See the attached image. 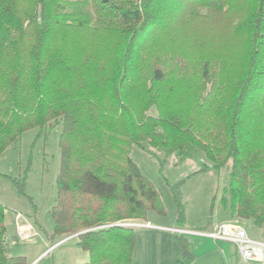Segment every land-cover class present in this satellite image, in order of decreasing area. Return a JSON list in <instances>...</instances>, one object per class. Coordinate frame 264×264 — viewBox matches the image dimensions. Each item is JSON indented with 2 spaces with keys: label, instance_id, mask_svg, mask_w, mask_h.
Listing matches in <instances>:
<instances>
[{
  "label": "trees",
  "instance_id": "trees-1",
  "mask_svg": "<svg viewBox=\"0 0 264 264\" xmlns=\"http://www.w3.org/2000/svg\"><path fill=\"white\" fill-rule=\"evenodd\" d=\"M58 125L53 234L84 231L81 264H130L117 223L164 212L133 146L229 162L222 203L264 226V0H0V155ZM0 264H26L2 204Z\"/></svg>",
  "mask_w": 264,
  "mask_h": 264
},
{
  "label": "rangeland",
  "instance_id": "rangeland-1",
  "mask_svg": "<svg viewBox=\"0 0 264 264\" xmlns=\"http://www.w3.org/2000/svg\"><path fill=\"white\" fill-rule=\"evenodd\" d=\"M60 131L59 125L42 131L29 129L0 155V204L5 207L7 237L15 235L14 214L17 213L38 228L53 231L51 208L55 203L56 176L60 165ZM130 156L156 188L164 208L163 213L148 212L146 219L151 222L209 230L214 223L219 225V222L236 219L222 203L229 182V162L219 169H206L198 151L180 159L176 154L164 157L156 149L137 146L132 147ZM175 192L179 193L181 221L178 220L180 208ZM237 219L249 238L264 241V226H257L249 219ZM135 220L126 219L120 223L131 226ZM184 236L188 238L191 235L184 233ZM225 242L237 251L235 243Z\"/></svg>",
  "mask_w": 264,
  "mask_h": 264
},
{
  "label": "crops",
  "instance_id": "crops-1",
  "mask_svg": "<svg viewBox=\"0 0 264 264\" xmlns=\"http://www.w3.org/2000/svg\"><path fill=\"white\" fill-rule=\"evenodd\" d=\"M15 221V235L6 236L9 253L23 256L26 264H81L88 261V252L76 245L77 236H56L52 230L38 228L23 217ZM223 222L226 221L219 224ZM132 223L137 225H131L135 228L136 243L130 264H176L182 258L176 236L184 233L191 235L186 238L191 255L188 264H264L245 262L238 248L237 251L229 248L225 242L228 240L208 236L206 233L213 231L218 223L209 230L158 224L148 219H136Z\"/></svg>",
  "mask_w": 264,
  "mask_h": 264
},
{
  "label": "built area",
  "instance_id": "built-area-1",
  "mask_svg": "<svg viewBox=\"0 0 264 264\" xmlns=\"http://www.w3.org/2000/svg\"><path fill=\"white\" fill-rule=\"evenodd\" d=\"M20 218H22L21 214L17 213L15 219ZM206 234L214 239L228 240L235 243L245 262H264V243L249 238L245 228L237 218L217 225L213 231ZM25 235L26 232L23 237Z\"/></svg>",
  "mask_w": 264,
  "mask_h": 264
},
{
  "label": "water",
  "instance_id": "water-1",
  "mask_svg": "<svg viewBox=\"0 0 264 264\" xmlns=\"http://www.w3.org/2000/svg\"><path fill=\"white\" fill-rule=\"evenodd\" d=\"M117 225H126V224H123V223H117ZM82 232H84V231L77 232V233H75V234H73V235H71V236H77V235L81 234Z\"/></svg>",
  "mask_w": 264,
  "mask_h": 264
}]
</instances>
